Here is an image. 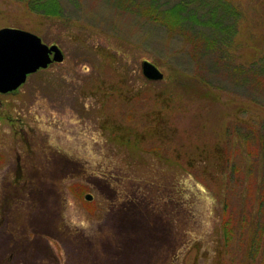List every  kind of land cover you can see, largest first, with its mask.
Here are the masks:
<instances>
[{
	"label": "rangeland",
	"instance_id": "1",
	"mask_svg": "<svg viewBox=\"0 0 264 264\" xmlns=\"http://www.w3.org/2000/svg\"><path fill=\"white\" fill-rule=\"evenodd\" d=\"M186 1L185 21L194 8V28L221 35L219 51L264 61V0ZM58 2L52 20L0 0V27L62 53L0 92V264H233L215 200L225 127H259L264 96L211 67L208 49L193 58L190 30L142 14L151 0ZM142 59L162 77H146ZM178 69L201 77L175 85Z\"/></svg>",
	"mask_w": 264,
	"mask_h": 264
},
{
	"label": "trees",
	"instance_id": "2",
	"mask_svg": "<svg viewBox=\"0 0 264 264\" xmlns=\"http://www.w3.org/2000/svg\"><path fill=\"white\" fill-rule=\"evenodd\" d=\"M24 1L27 8L52 20H58L64 15V8L58 0ZM156 3L157 0H151L150 4L143 6L142 14L152 17L154 21L168 30L175 28L176 32L181 30L182 33L184 28L190 30V37H183V41L189 43L190 54L193 58L197 52L208 49L207 56L210 53L211 67L221 70L222 74L230 75L237 86L246 89L249 85L248 88L258 90L259 94L264 96V61H261L262 56L258 54L259 52L248 61H236L230 53L219 51L221 44H224L221 35L209 33V30L194 28L190 21H195L197 16L194 8L188 11V20H190L185 21L182 14L187 12L186 0L175 1L170 6ZM214 6L210 9V13L216 14L217 11L220 15V23L228 6L225 1H220ZM222 8H225L224 11ZM200 77L195 69L194 72H184V74L178 69L170 79L177 85L180 80L187 83L189 79L199 81ZM259 103L264 106V103ZM263 123L259 127H253L237 121L234 125L230 124L225 127L229 146L221 154L222 161L218 167L220 186L217 191L218 197L215 200L218 202L220 240L233 264H264ZM184 172L187 175L194 174V170L190 171L188 168L184 169ZM75 184L79 186V189L75 188ZM69 189L79 196L86 190L85 186L78 183L70 184Z\"/></svg>",
	"mask_w": 264,
	"mask_h": 264
},
{
	"label": "water",
	"instance_id": "3",
	"mask_svg": "<svg viewBox=\"0 0 264 264\" xmlns=\"http://www.w3.org/2000/svg\"><path fill=\"white\" fill-rule=\"evenodd\" d=\"M62 53L55 43H46L26 29L0 27V92L18 87L27 74L59 61ZM141 72L148 78L160 79L162 72L150 61L142 59ZM90 198V194H85Z\"/></svg>",
	"mask_w": 264,
	"mask_h": 264
}]
</instances>
